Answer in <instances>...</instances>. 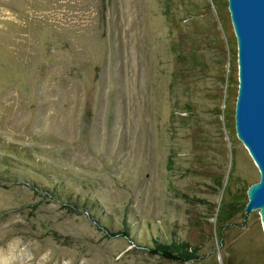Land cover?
<instances>
[{
	"label": "rangeland",
	"instance_id": "rangeland-1",
	"mask_svg": "<svg viewBox=\"0 0 264 264\" xmlns=\"http://www.w3.org/2000/svg\"><path fill=\"white\" fill-rule=\"evenodd\" d=\"M237 71L227 0H0V264H264Z\"/></svg>",
	"mask_w": 264,
	"mask_h": 264
},
{
	"label": "water",
	"instance_id": "water-1",
	"mask_svg": "<svg viewBox=\"0 0 264 264\" xmlns=\"http://www.w3.org/2000/svg\"><path fill=\"white\" fill-rule=\"evenodd\" d=\"M227 2L237 46L235 131L260 173L248 189L245 211L261 208L264 229V0Z\"/></svg>",
	"mask_w": 264,
	"mask_h": 264
},
{
	"label": "trees",
	"instance_id": "trees-1",
	"mask_svg": "<svg viewBox=\"0 0 264 264\" xmlns=\"http://www.w3.org/2000/svg\"><path fill=\"white\" fill-rule=\"evenodd\" d=\"M237 93V92H236ZM123 235L129 236L128 230H122L120 232H111L109 235ZM150 254H157L162 258L178 261V262H188L198 258L196 250L191 247V243L184 241L181 243L166 244L162 242H157L154 247L148 248Z\"/></svg>",
	"mask_w": 264,
	"mask_h": 264
}]
</instances>
